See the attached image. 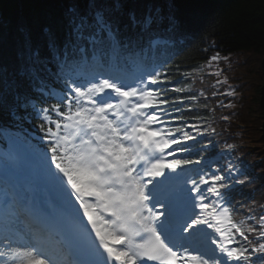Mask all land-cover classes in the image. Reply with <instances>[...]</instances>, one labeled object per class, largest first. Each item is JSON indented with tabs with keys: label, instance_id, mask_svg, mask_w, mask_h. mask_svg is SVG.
I'll return each mask as SVG.
<instances>
[{
	"label": "snow or ice",
	"instance_id": "snow-or-ice-1",
	"mask_svg": "<svg viewBox=\"0 0 264 264\" xmlns=\"http://www.w3.org/2000/svg\"><path fill=\"white\" fill-rule=\"evenodd\" d=\"M56 23L63 42L45 26L46 51L34 46L25 26L18 25L24 39L15 59L7 55L6 31H0V116L24 120L29 107L40 115L48 144L45 176L71 222L72 240L53 242L40 214L15 200L5 202L0 205V264L264 260V214L236 221L229 206L231 191L248 180L236 178L244 175L243 165L229 160L221 167L214 161L206 166L211 172L201 169L195 178L177 173L202 163L177 156L191 154L188 142L208 132L197 125L172 126L182 117L167 111L177 102L168 93H183L187 85L168 88L172 78L154 68L127 78L92 72L81 79V69L89 63L115 65L133 54L130 49L145 51V44L164 42L176 29L171 3H150L138 13L125 12L119 0H87L83 9L69 6ZM218 59V54L211 57L209 65ZM53 76L63 80L65 92L46 91ZM33 92L55 95L58 103L36 109Z\"/></svg>",
	"mask_w": 264,
	"mask_h": 264
},
{
	"label": "trees",
	"instance_id": "trees-1",
	"mask_svg": "<svg viewBox=\"0 0 264 264\" xmlns=\"http://www.w3.org/2000/svg\"><path fill=\"white\" fill-rule=\"evenodd\" d=\"M124 11H143L150 3H171L176 18V29L167 36L178 38V45L172 48L166 57L162 72L172 78V86L185 87L183 93L169 91V97H180L178 117L183 123H191L208 132L197 138L191 147L193 159L201 156L216 157L225 149V145L235 141L248 139L260 143L262 112L259 106V89L264 79L261 58L264 56V0H119ZM81 9L87 0H0V31H6L8 37L7 55L15 59L16 47L22 45L24 36L18 33V25H24L30 34L34 46L46 51L49 32L62 43L64 34L56 21L63 18L64 11L71 5ZM127 22V17L123 18ZM219 55L212 61L211 57ZM212 64L232 67L223 74L209 76L204 72ZM191 73V75H185ZM228 77L237 87V94L229 98L230 107L220 106L218 92L220 87L214 86V80ZM55 76L47 81L54 82ZM203 93V94H201ZM195 95V101L188 99ZM42 93H32L31 98L40 101ZM49 106L52 104H48ZM23 112V110H21ZM28 116L32 108L27 110ZM225 115L230 120L224 121ZM24 120H13L0 116V125L10 127L13 123ZM236 122L244 124V131L238 132ZM212 129H215L213 132ZM48 146H45L47 150ZM241 154L245 160H253V170L264 167L262 149H240L235 147L221 153L227 155ZM243 185L236 186L230 193L234 205V219H244L252 214L259 216L260 204L264 202V177L253 180L249 175ZM251 210V211H250ZM253 262L264 264V260Z\"/></svg>",
	"mask_w": 264,
	"mask_h": 264
},
{
	"label": "bare ground",
	"instance_id": "bare-ground-1",
	"mask_svg": "<svg viewBox=\"0 0 264 264\" xmlns=\"http://www.w3.org/2000/svg\"><path fill=\"white\" fill-rule=\"evenodd\" d=\"M0 155L3 157V162H5V169L10 173V175L12 177H21L24 181L25 194L32 195L34 193H52L56 198H60L57 192L45 178L39 179L36 177L34 170L31 167L26 168L17 157L11 156V154L0 151Z\"/></svg>",
	"mask_w": 264,
	"mask_h": 264
},
{
	"label": "water",
	"instance_id": "water-1",
	"mask_svg": "<svg viewBox=\"0 0 264 264\" xmlns=\"http://www.w3.org/2000/svg\"><path fill=\"white\" fill-rule=\"evenodd\" d=\"M261 63H262V67L264 69V57L261 59ZM259 104L262 108V111H263V121H262V124H261V131H262V134H261V137H262V141H263V144H264V81L261 85V88H260V100H259Z\"/></svg>",
	"mask_w": 264,
	"mask_h": 264
},
{
	"label": "rangeland",
	"instance_id": "rangeland-1",
	"mask_svg": "<svg viewBox=\"0 0 264 264\" xmlns=\"http://www.w3.org/2000/svg\"><path fill=\"white\" fill-rule=\"evenodd\" d=\"M82 76L85 77V74H83ZM233 162H237V160H234ZM192 166H194V164L188 165L186 168H184L182 170L180 169V171H182L183 173H190V171L192 170Z\"/></svg>",
	"mask_w": 264,
	"mask_h": 264
}]
</instances>
